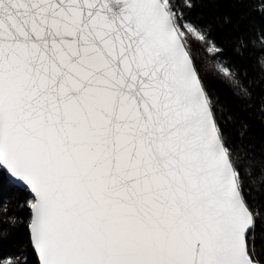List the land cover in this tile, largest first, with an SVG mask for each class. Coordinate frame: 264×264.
Returning a JSON list of instances; mask_svg holds the SVG:
<instances>
[{"label": "snow or ice", "instance_id": "snow-or-ice-1", "mask_svg": "<svg viewBox=\"0 0 264 264\" xmlns=\"http://www.w3.org/2000/svg\"><path fill=\"white\" fill-rule=\"evenodd\" d=\"M193 7L0 0V175L28 194L36 264H264V170L229 146L193 46L205 75L250 85Z\"/></svg>", "mask_w": 264, "mask_h": 264}, {"label": "trees", "instance_id": "trees-1", "mask_svg": "<svg viewBox=\"0 0 264 264\" xmlns=\"http://www.w3.org/2000/svg\"><path fill=\"white\" fill-rule=\"evenodd\" d=\"M261 0H194L190 17L211 26V36L223 48V58L239 70L245 83L250 85L251 99H242L231 84L215 72L205 75L203 50L193 46V56L201 67L205 88L216 108V119L223 130L229 146L242 156L246 152L252 162V173L259 176L264 170V45L257 36L258 29H264V13ZM227 19L228 22H225ZM243 39L246 46L237 50ZM253 40L256 42L253 43ZM209 68L214 66L207 65ZM243 167V165H241ZM245 187H248L247 178ZM255 201L249 203L260 212L255 231V248L264 259V190L254 192ZM28 198L23 188L14 184L6 175H0V261L4 264H36V257L30 246L25 223L29 216L27 208L19 204ZM10 217H16L12 224Z\"/></svg>", "mask_w": 264, "mask_h": 264}, {"label": "water", "instance_id": "water-1", "mask_svg": "<svg viewBox=\"0 0 264 264\" xmlns=\"http://www.w3.org/2000/svg\"><path fill=\"white\" fill-rule=\"evenodd\" d=\"M7 176V175H6ZM7 178L8 179H10L14 184H16L17 186H19V187H21L22 188V186L21 185H19L16 181H14V179L13 178H11L10 176H7Z\"/></svg>", "mask_w": 264, "mask_h": 264}]
</instances>
